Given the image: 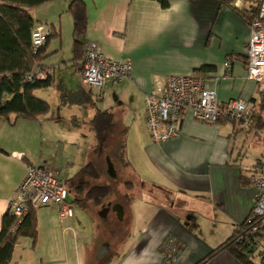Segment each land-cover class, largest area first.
Returning <instances> with one entry per match:
<instances>
[{
    "label": "crops",
    "instance_id": "obj_1",
    "mask_svg": "<svg viewBox=\"0 0 264 264\" xmlns=\"http://www.w3.org/2000/svg\"><path fill=\"white\" fill-rule=\"evenodd\" d=\"M71 1L31 9L35 25L50 23L51 33L62 36L69 23L73 26ZM82 1L88 24L79 57L75 58L73 32L71 58H60L63 47L50 48L49 42L47 52L54 56L43 64L53 70L52 84L34 92L49 104V112L38 119L0 117V232L30 164L60 171L74 216L62 223L56 206L37 209L36 244L30 237H19L10 264H89L95 256L103 262L112 246L100 241L99 226L112 217V237L119 249L109 256L110 264H159L161 245L171 235L183 246L176 264H199L247 221L256 203L251 178L264 160V118L258 84L247 76L254 3L167 0L168 7H163L157 0ZM91 41L107 58L133 67L131 78L107 82L100 96H94L82 76L86 44ZM73 70L80 76L76 87H70L65 75L56 79V71L62 75ZM191 74L203 78L221 104L238 98L252 103L250 128L226 121L211 126L189 113L179 139L154 142L146 127L147 97L169 76ZM98 110L113 115V127L100 143L92 125ZM140 123L146 129L141 135L136 127ZM123 138L127 165L119 164L113 154ZM107 157L114 163L116 178L107 174ZM90 162L95 170L83 172ZM118 165L138 176L139 184L127 186L126 176L121 191L115 185L103 202L96 203L90 189L116 181ZM117 192L122 194L111 199ZM125 195L131 201L125 203ZM117 204L124 208L122 221L113 211ZM205 264L239 263L223 251Z\"/></svg>",
    "mask_w": 264,
    "mask_h": 264
},
{
    "label": "built area",
    "instance_id": "obj_2",
    "mask_svg": "<svg viewBox=\"0 0 264 264\" xmlns=\"http://www.w3.org/2000/svg\"><path fill=\"white\" fill-rule=\"evenodd\" d=\"M259 9L258 17L251 23V34L247 46V76L258 84L259 95L264 97V0H247ZM51 34L43 24H37L32 31L35 53L46 43ZM230 69V62L225 64ZM132 64L124 60H113L103 55L95 41L86 44L82 62L83 82L96 96H100L107 82H122L131 78ZM53 70L37 64L27 76L28 82L45 80ZM5 99H10L4 94ZM199 122L217 126L221 122H232L250 128L253 118V104L241 98L226 104L218 101L215 90L206 88L205 80L197 75L169 76L165 84L155 86L146 100V127L156 143L180 138V126L187 114ZM257 189L256 203L247 219L250 230L243 237L248 251L258 264H264V160L251 178ZM57 207L62 223L74 216V205L68 201V187L59 170L45 164L26 166V175L18 186L11 201L10 212L14 217L11 234H16L29 212L41 207ZM259 220H262L261 222ZM183 246L175 236H168L161 245L159 264H176Z\"/></svg>",
    "mask_w": 264,
    "mask_h": 264
},
{
    "label": "trees",
    "instance_id": "obj_3",
    "mask_svg": "<svg viewBox=\"0 0 264 264\" xmlns=\"http://www.w3.org/2000/svg\"><path fill=\"white\" fill-rule=\"evenodd\" d=\"M54 1L57 0H0V117L9 118L15 115L18 118L38 119L50 110L49 104L36 98L34 92L50 87L52 76L33 82H28L27 76L33 72L37 64L46 67L43 62L52 55L48 54L47 49L50 39L54 36V32L51 33L45 45L35 53L32 44L35 22L30 10ZM157 1L163 7H168L167 0ZM68 11L73 18L74 52L75 58H78L84 45L83 39L88 24L86 5L82 0H72ZM258 12L259 9L253 7L251 23L258 17ZM4 94H8L10 99H5ZM260 110L262 111L260 118L263 119L264 97L261 99ZM92 125L99 143L102 142L105 132L113 127L112 113L98 110ZM113 154L119 164L127 165L125 138L117 145ZM88 170H95L93 162H90L83 172ZM126 185L130 187L133 183L127 182ZM111 188V185H95L90 189L89 196L93 197L96 203H101L111 193ZM123 200L127 203L131 201V197L125 195ZM35 211L32 209L29 212L25 222L14 235L10 232L14 217L10 210L4 214L0 232V264H10L19 237H30L34 245L36 244L38 234ZM250 226L248 221L239 226L226 242L199 264H205L223 251L229 252L239 264H258L255 256L248 251V244L243 238L250 230ZM106 262L108 259L103 260V264Z\"/></svg>",
    "mask_w": 264,
    "mask_h": 264
},
{
    "label": "rangeland",
    "instance_id": "obj_4",
    "mask_svg": "<svg viewBox=\"0 0 264 264\" xmlns=\"http://www.w3.org/2000/svg\"><path fill=\"white\" fill-rule=\"evenodd\" d=\"M57 23H59V22H57ZM43 25L47 29L49 27L51 29V24L50 23L49 24H43ZM72 32H73V26H71L70 23H69V26L64 28L63 34L61 33L62 36L61 35L60 36H53L50 39V45H52V47L50 46V48L56 47L57 49H60L61 47H63V53H62V55H60V58L62 56L63 57H66V58H71L73 56V52H72V47H73ZM52 56H54V55H52ZM58 58H59V56H58ZM54 60H55L54 58L51 59V61H54ZM61 73L62 72L56 71V79L59 81L60 80V77H64V75H65L68 78V83H69L70 87H76L78 85V83L80 82V76L74 70L71 71V73L70 72L69 73H63L62 75H60ZM94 96H96V95H94ZM259 96H261V95H259ZM99 106L100 107H104V104L101 103V104H99ZM136 127L138 129L139 135L143 134L145 132V130H146L143 123H140L139 126L137 125ZM84 143L87 145V142L84 141ZM106 147L107 148H110V145H107ZM73 156H74V154H73ZM82 156H83V152H82ZM103 165H104V168H105L106 165H105L104 160H103ZM118 166H119L118 167L119 178L116 181L115 180H112V181L110 180L111 181L110 184L111 185L114 184V185H112V188L116 185V186H118L117 187L118 190L121 191L122 188L124 187L123 185H124V181L126 180L125 179L126 176L129 177V178H127V179L130 180L128 182H131L133 184H136V183L139 184L140 181H139V177L138 176H136V175L135 176L134 175L130 176L129 173H128L129 174L128 175V174H126L127 172H124V170H122V167L120 165H118ZM112 188H111V190H112ZM120 194H122V193H119V192L114 193L113 194L114 197H112L111 199L116 200V196H117V199H118V197H119ZM76 212H78L79 214H81V209L79 207H77L76 208ZM85 220L89 222V218L88 217H86ZM112 220L113 221H111L110 218H109L108 224L106 226H104L103 224H101V221L99 220L100 221L99 224H101L99 226V237H100V241L101 242H105V240H108V241L111 242V246H112V250H111V252L109 254H107V256H106L107 258L106 259H108L109 256H112V254H114L115 251H117L119 249L118 242L116 241V239L114 237H112L113 236L112 235L113 233H112L111 230L113 229V225L116 222L114 217H112ZM90 228H91V226H89L88 228L85 227L86 230H89ZM80 230H82V229L79 226V231ZM263 241H264V237H263ZM100 259H101V257H99V256H95L93 258H90L89 264H103L102 261L100 262ZM107 263L110 264V261L107 262Z\"/></svg>",
    "mask_w": 264,
    "mask_h": 264
},
{
    "label": "water",
    "instance_id": "obj_5",
    "mask_svg": "<svg viewBox=\"0 0 264 264\" xmlns=\"http://www.w3.org/2000/svg\"><path fill=\"white\" fill-rule=\"evenodd\" d=\"M106 161H107V174L109 175L110 178H116L117 172H116L114 163L111 161V159L109 157H107ZM113 211L117 214V218L120 221H122L123 215H124L123 206L120 204L114 205Z\"/></svg>",
    "mask_w": 264,
    "mask_h": 264
}]
</instances>
